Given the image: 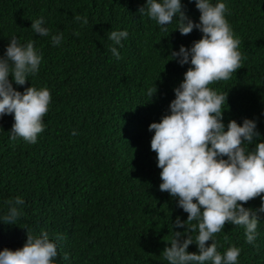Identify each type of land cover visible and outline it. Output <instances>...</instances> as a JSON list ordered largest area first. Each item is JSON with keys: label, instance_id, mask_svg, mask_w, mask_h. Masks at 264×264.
<instances>
[{"label": "trees", "instance_id": "1", "mask_svg": "<svg viewBox=\"0 0 264 264\" xmlns=\"http://www.w3.org/2000/svg\"><path fill=\"white\" fill-rule=\"evenodd\" d=\"M210 2L226 4L225 19L246 59L231 79L209 87L227 93L225 130L230 120L238 125L244 119L256 122L259 135L248 146L251 150L264 143V0ZM181 3L186 15L199 23L195 0ZM145 4L0 0V56L13 37L21 45L35 41L42 56L37 74L29 75L24 86L13 81V88L21 93L30 86L47 88L51 95L44 131L35 144L11 141L13 117H0V251L23 247L26 231H44L58 244L54 264H168L162 251L170 246L172 232H185L171 225L177 217L186 221L187 213L159 190L161 169L150 148L154 133L148 126L169 114L173 89L190 67L171 60V53L191 47L202 34L194 29L181 36L175 20L167 32L161 31L138 12ZM77 15L86 17L87 25L75 21ZM41 18L49 36L31 30V23ZM124 30L128 36L122 46L108 39L111 31ZM58 33L63 39L54 46L51 35ZM111 47H117L120 59ZM153 86L157 92L150 98ZM16 197L24 200L16 205L22 215L15 225L5 224V202ZM260 203L257 197L243 206L255 210ZM58 235L63 239L57 240ZM191 235L195 242L198 231ZM213 240L222 255L229 247L240 248L237 264H264V221L252 244L246 242L243 227L230 223ZM187 251L198 254L195 244Z\"/></svg>", "mask_w": 264, "mask_h": 264}, {"label": "clouds", "instance_id": "2", "mask_svg": "<svg viewBox=\"0 0 264 264\" xmlns=\"http://www.w3.org/2000/svg\"><path fill=\"white\" fill-rule=\"evenodd\" d=\"M184 7L181 0H146L138 10L155 21L161 31L167 32V26L175 20L181 36L194 29L202 34L191 47L180 46L179 51L171 53V60L190 67L183 81L173 89L175 99L169 104V114L148 126V131L154 133L150 148L156 153L157 167L161 169L159 190L176 199L177 206L187 213L186 221L177 217L171 225L185 228V232H172L170 246L164 248L162 255L168 264H237L241 249L229 247L222 255L213 237L230 223L244 228L247 243L255 241L258 224L264 221V143L255 144L251 150L248 147L259 135L254 120L244 119L239 125L230 120L225 130L222 121L227 93L219 94L209 87L214 82L231 79L246 59L238 50L240 40L234 38L225 19L226 4L195 0L199 23L186 15ZM74 19L82 21L81 26L88 23L86 17L77 15ZM43 24V18L37 19L31 23V30L40 37L49 36L50 30ZM127 36V30L111 31L108 39L122 46L121 41ZM62 39L63 33L51 35L54 46ZM34 43L30 40L21 45L13 37L0 56V117H13L8 132L11 141L22 139L29 144H35L38 134L44 131L43 117L51 101L47 88L38 90L30 86L23 93L13 88V81L24 86L28 76L39 70L42 56ZM110 51L116 59L121 58L117 47H111ZM156 92L153 86L148 89V96L152 98ZM257 197L261 201L259 208L243 206ZM5 203L8 211L2 219L5 224L15 225L22 215L16 205H23L24 200L16 197ZM197 231L194 242L191 233ZM56 239L63 237L58 235ZM208 241L211 244L206 245ZM192 244L198 254L187 251ZM57 256L58 244L49 239L47 232L34 235L26 231L23 247L0 251V264H54ZM63 258L68 260L69 254L65 253Z\"/></svg>", "mask_w": 264, "mask_h": 264}]
</instances>
